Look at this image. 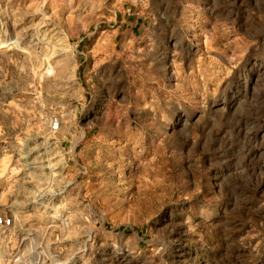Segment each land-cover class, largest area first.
Here are the masks:
<instances>
[{"label": "rangeland", "instance_id": "1", "mask_svg": "<svg viewBox=\"0 0 264 264\" xmlns=\"http://www.w3.org/2000/svg\"><path fill=\"white\" fill-rule=\"evenodd\" d=\"M0 216L3 264H264V0H0Z\"/></svg>", "mask_w": 264, "mask_h": 264}, {"label": "built area", "instance_id": "2", "mask_svg": "<svg viewBox=\"0 0 264 264\" xmlns=\"http://www.w3.org/2000/svg\"><path fill=\"white\" fill-rule=\"evenodd\" d=\"M58 128V124L54 125V129ZM13 226V221L7 217H1L0 216V229L3 230H9ZM19 259L16 258L15 262H17ZM0 264H3V257L0 256Z\"/></svg>", "mask_w": 264, "mask_h": 264}]
</instances>
